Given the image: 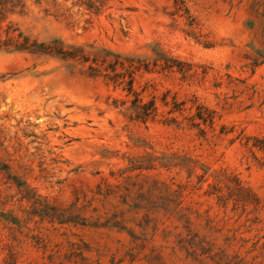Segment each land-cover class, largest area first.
<instances>
[{"label": "rangeland", "instance_id": "rangeland-1", "mask_svg": "<svg viewBox=\"0 0 264 264\" xmlns=\"http://www.w3.org/2000/svg\"><path fill=\"white\" fill-rule=\"evenodd\" d=\"M22 2L2 40L186 68L137 74L142 123L87 63L0 50V264H264V0Z\"/></svg>", "mask_w": 264, "mask_h": 264}, {"label": "trees", "instance_id": "trees-1", "mask_svg": "<svg viewBox=\"0 0 264 264\" xmlns=\"http://www.w3.org/2000/svg\"><path fill=\"white\" fill-rule=\"evenodd\" d=\"M19 7H23L22 0H0V50L26 52L40 57L56 58L64 62L79 61L82 64L87 63V74L89 77H102L108 84L122 87L127 96L132 97L130 105L126 108V113L130 120L148 123L155 121L159 115L156 97L145 101L142 93L136 90L137 74L171 72L175 68L182 72L186 68L185 63L168 56L158 46L153 47L152 58L125 55L109 49H98L92 46H90L91 53L90 51L85 53L82 48L73 45L67 46L60 39H53L48 42H39L36 39H31L29 36L19 32L18 28H13L11 24H8L5 30L7 39L2 40V24L6 22L8 15L15 13ZM90 7L92 8L93 5H90ZM15 33L17 34L14 35ZM163 103L168 105L165 100H163ZM182 105L183 103L174 100L169 113L183 111ZM193 106L196 107V113L188 118L189 125L198 129L203 136L206 133L204 126L212 127L215 115L213 111L196 100L193 102ZM171 121L177 123L175 119Z\"/></svg>", "mask_w": 264, "mask_h": 264}]
</instances>
